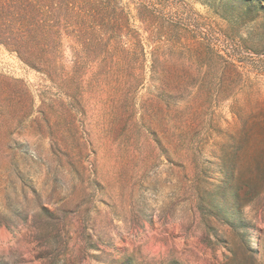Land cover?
Returning a JSON list of instances; mask_svg holds the SVG:
<instances>
[{
    "label": "rangeland",
    "instance_id": "374dc122",
    "mask_svg": "<svg viewBox=\"0 0 264 264\" xmlns=\"http://www.w3.org/2000/svg\"><path fill=\"white\" fill-rule=\"evenodd\" d=\"M171 1L234 61L238 75L224 86L243 88L218 96L226 66L202 68L211 107L187 151L139 129L114 134L123 124L114 104L88 88L81 101L50 103L58 90L0 46V85L13 100L6 114L0 103V264H264V164L257 179H236L233 140L245 119H264V0ZM49 107L77 110L76 133L57 119L51 133L39 114ZM52 134H63L62 157Z\"/></svg>",
    "mask_w": 264,
    "mask_h": 264
},
{
    "label": "trees",
    "instance_id": "16d2710c",
    "mask_svg": "<svg viewBox=\"0 0 264 264\" xmlns=\"http://www.w3.org/2000/svg\"><path fill=\"white\" fill-rule=\"evenodd\" d=\"M185 14L171 0H0V46L58 90L54 100L46 99L50 103L64 97L81 101L88 88L98 104H114L123 123L114 134L139 129L158 136L159 145L187 151L196 122L211 107L210 72L202 68L226 66L218 96L236 95L243 88L224 86L225 79L238 75L234 61L217 54V40ZM3 87L0 103L8 104L6 114L13 100L3 97ZM72 87L82 93L65 94ZM142 89L148 92L137 108ZM20 91L33 100L26 88ZM39 114L51 133L52 119L68 120L67 132L76 133L77 110L49 107ZM56 135L50 137L51 148L62 157L68 148L63 134ZM233 140L240 146L236 179H257L264 164V119H245L243 133ZM82 154L78 149V161Z\"/></svg>",
    "mask_w": 264,
    "mask_h": 264
}]
</instances>
